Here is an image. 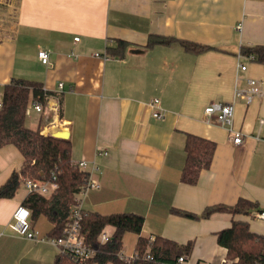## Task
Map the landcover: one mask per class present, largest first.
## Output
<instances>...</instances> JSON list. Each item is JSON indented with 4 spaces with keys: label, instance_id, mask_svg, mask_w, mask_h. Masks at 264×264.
<instances>
[{
    "label": "crops",
    "instance_id": "crops-1",
    "mask_svg": "<svg viewBox=\"0 0 264 264\" xmlns=\"http://www.w3.org/2000/svg\"><path fill=\"white\" fill-rule=\"evenodd\" d=\"M151 33L214 48L197 54L178 45L145 48ZM118 39L128 42L123 56L109 55L107 47ZM255 44H264V0H0V98L13 78L41 82L58 96L55 127L47 108L30 115L36 114V125L44 121V133L68 135L72 161L87 163L84 170L98 187L87 191L84 209L139 213L142 234L193 241L184 264H221L226 247L216 233L232 219L264 233V219L252 217L255 210L191 219L170 208L200 214L243 197L264 209V121H258L264 120V65L239 52ZM40 49L48 51L49 64L38 58ZM248 79L263 91L250 103L234 96ZM153 98L160 101L158 117L152 115ZM228 101L235 104L239 144L226 125L204 113L209 103ZM185 133L216 143L195 184L179 178ZM22 159L14 145L0 148V185ZM25 195L0 199V264H52L55 246L9 226ZM32 227L46 236L49 225L40 217ZM135 239L125 235V254L134 252Z\"/></svg>",
    "mask_w": 264,
    "mask_h": 264
},
{
    "label": "trees",
    "instance_id": "trees-1",
    "mask_svg": "<svg viewBox=\"0 0 264 264\" xmlns=\"http://www.w3.org/2000/svg\"><path fill=\"white\" fill-rule=\"evenodd\" d=\"M126 40L118 39L116 44L107 47L112 56H123ZM156 45H178L185 51L201 53L214 48L175 36L151 33L144 43L145 48ZM239 52L252 61L264 65V44L242 45ZM41 82L25 78H13L3 87L0 98V148L12 144L18 148L23 159L18 170H13L0 185V199L13 198L24 179L32 178L54 181L56 188L49 194L27 193L21 205L30 211L32 225L43 218L49 225L45 234L59 237L63 234L68 220L69 206L89 180V172L81 169L71 159V142L68 138L43 133L44 121L39 120L35 128L26 124L28 115L25 109L31 99L46 104V96ZM216 143L213 140L193 133H185L184 164L180 171V181L195 184L203 169L210 166ZM54 177V178H53ZM252 210H261L256 202L239 197L233 205H210L200 214L171 207L170 212L191 219L207 218L213 212L227 211L233 215H246ZM144 217L135 212L100 213L83 210L81 229L86 242L95 250L88 264H178V257L185 260L190 256L193 241L179 243L162 235L141 233ZM111 226L107 241L101 242L99 234L105 226ZM127 233L136 235L133 251L137 257L125 260L119 257ZM218 244L226 247L225 258L228 264H257L264 251V233L252 231L247 220L232 219L229 227L217 233ZM150 255L149 258L145 257ZM52 264H78L70 255L58 251Z\"/></svg>",
    "mask_w": 264,
    "mask_h": 264
},
{
    "label": "built area",
    "instance_id": "built-area-1",
    "mask_svg": "<svg viewBox=\"0 0 264 264\" xmlns=\"http://www.w3.org/2000/svg\"><path fill=\"white\" fill-rule=\"evenodd\" d=\"M75 40L78 37L74 38ZM38 58L42 63L49 64L48 51L40 49L37 53ZM98 56L99 54L96 53ZM242 54L240 53V56ZM101 57L108 58L107 54L104 53ZM238 67L245 69V66L238 62ZM248 86L243 90H235L234 96L243 99L246 103H250L254 96L262 95L263 91L256 86L255 79H248ZM63 88V83H58V89ZM46 106L39 100L31 99L25 109L26 115H30L31 110L42 112L44 108H47L51 113L49 120V126L55 127V122L58 116L59 110V98L56 95L46 96ZM150 106L153 109L152 115L158 117L161 115L160 101L158 98H153L150 101ZM235 111L234 101L228 102H212L204 107V113L209 116H214L216 121L226 125L228 130L232 133V141L235 144L242 142V132L237 129H233V115ZM259 123H263V119H258ZM44 133V132H43ZM81 169L87 168V163L84 161L76 162ZM54 178V177H53ZM23 186L27 193H41L49 194L54 188L56 183L54 181H43L39 179L26 178L23 181ZM98 187V184L90 179L84 185L82 190L75 197V202L69 206L68 220L64 228V232L59 237L51 236H40L39 232L32 227V221L30 218V211L22 205L14 213V223H10L9 226L15 229L19 234L24 235L26 238L48 241L50 244L55 246L58 251L70 255V257L78 264H88L89 260L93 257L95 250L86 242L85 235L81 229V218L83 215L84 208L82 207L83 199L90 188ZM252 217L256 219H264V209L255 210ZM111 233L105 230V227L99 234V240L101 242L107 241ZM119 257L125 260H133L137 257V253L125 254L122 250L119 252ZM145 257L149 258L150 255ZM185 258L183 256L178 257V264H184ZM91 264H96L95 262ZM200 264V263H198ZM221 264H228L226 258H223ZM257 264H264V251L262 253V259Z\"/></svg>",
    "mask_w": 264,
    "mask_h": 264
},
{
    "label": "rangeland",
    "instance_id": "rangeland-1",
    "mask_svg": "<svg viewBox=\"0 0 264 264\" xmlns=\"http://www.w3.org/2000/svg\"><path fill=\"white\" fill-rule=\"evenodd\" d=\"M37 119H36V114H31L27 117L26 124L32 128L36 127ZM25 188L23 184L20 186L18 192H17V197H21L24 194ZM106 231H108L106 229Z\"/></svg>",
    "mask_w": 264,
    "mask_h": 264
},
{
    "label": "water",
    "instance_id": "water-1",
    "mask_svg": "<svg viewBox=\"0 0 264 264\" xmlns=\"http://www.w3.org/2000/svg\"><path fill=\"white\" fill-rule=\"evenodd\" d=\"M53 135H55V136H57V137L64 138V139L68 138V137H67L68 135L63 134V133H54Z\"/></svg>",
    "mask_w": 264,
    "mask_h": 264
}]
</instances>
